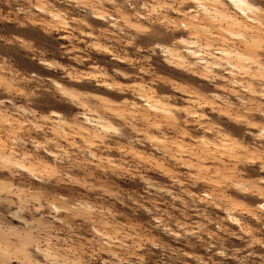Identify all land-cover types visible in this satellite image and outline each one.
I'll return each mask as SVG.
<instances>
[{"label": "rangeland", "instance_id": "obj_1", "mask_svg": "<svg viewBox=\"0 0 264 264\" xmlns=\"http://www.w3.org/2000/svg\"><path fill=\"white\" fill-rule=\"evenodd\" d=\"M0 264H264V0H0Z\"/></svg>", "mask_w": 264, "mask_h": 264}]
</instances>
